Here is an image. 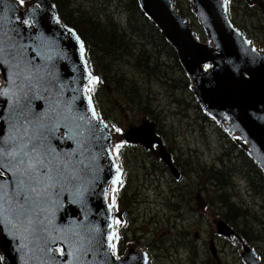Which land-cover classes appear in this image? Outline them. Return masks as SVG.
Returning <instances> with one entry per match:
<instances>
[{"label":"water","instance_id":"1","mask_svg":"<svg viewBox=\"0 0 264 264\" xmlns=\"http://www.w3.org/2000/svg\"><path fill=\"white\" fill-rule=\"evenodd\" d=\"M137 1L176 50L200 106L224 123L229 135L237 133L246 140L245 151L264 174V53H254L229 20L227 0H189L206 42L196 38L171 0ZM81 44V37L61 20L52 0L22 4L0 0V46L4 49L0 52V146L19 145L23 110L32 121L26 125L28 135L39 141L44 160L43 169L37 165L33 173L40 179L39 195L28 190L32 182L26 185L31 203L25 205L29 212L23 216L19 205L24 199L23 194L16 195L20 189L14 182L15 168L8 159H0V257L4 264H148L143 248L130 244L122 256L112 252L109 237L114 212L109 191L121 180L112 151L121 137L97 113L89 92L92 72ZM122 138L145 148L158 144L162 160L179 179L152 121L144 119L130 126ZM210 221L217 235L237 240L244 264H264L228 221L220 217ZM49 236L59 239L49 244ZM59 246L63 255L54 251ZM210 249L214 254L212 242Z\"/></svg>","mask_w":264,"mask_h":264},{"label":"rangeland","instance_id":"2","mask_svg":"<svg viewBox=\"0 0 264 264\" xmlns=\"http://www.w3.org/2000/svg\"><path fill=\"white\" fill-rule=\"evenodd\" d=\"M175 1L176 10L187 17L196 37L206 42L189 0ZM65 4L66 12L73 11L75 15L82 12L101 22L105 18L103 9L88 0H67ZM108 12L115 22L125 25L124 15L110 7ZM229 16L246 30L259 53H264V0H230ZM125 37L133 54L119 53L117 59L123 57L127 62H115L119 65L114 69L124 77L125 83L134 85L135 94L118 87L112 73L103 85L107 91H103L99 87V74L91 71L95 79L90 92L95 105L105 113L103 118L121 131L144 119L152 121L181 174L176 180L152 149L128 145L123 140L119 143L118 157L125 173L123 186L114 198L115 203L121 202L122 208L132 210V213L126 211L127 221L121 220L122 227L130 224L123 235L132 239L127 244L145 246L150 264L153 260L150 251L154 255L153 264H244L240 245L234 239L216 234L210 219L220 217L242 236L241 229L246 230L248 238H243L264 259V238L260 232L252 231L255 219L251 215L253 211L264 213V189L251 182L255 173L242 161L244 156L248 159L241 149L245 147L241 146L242 141L229 143L222 128L203 111L188 88L187 84L192 82L190 76L169 43L171 48L160 39L144 40L130 33L123 36V43ZM157 49L165 52L159 59H155L160 54L156 53ZM211 168L230 169L226 176L229 184L222 185L211 178ZM223 190L229 198L227 201L234 204L231 209L217 198ZM210 241L215 247L214 255Z\"/></svg>","mask_w":264,"mask_h":264},{"label":"trees","instance_id":"3","mask_svg":"<svg viewBox=\"0 0 264 264\" xmlns=\"http://www.w3.org/2000/svg\"><path fill=\"white\" fill-rule=\"evenodd\" d=\"M53 1L55 2L59 14L64 22L72 26L81 37L86 49V57L89 65L93 72L99 74V87L100 89L103 88V91H107V87L103 86L107 78H110L113 75L116 80L115 83L118 84V87H125L130 91L131 95L135 94L133 90L134 85L125 83L124 77L120 76L116 69H114L119 65L115 62H119L120 64H122L121 62H127L123 57L121 59H117L119 53L129 51L130 54H133L131 51V44L127 41L126 37L124 38L125 43L122 42L123 36L126 33L141 36L144 40L151 38L154 39L155 42H157V39H160L166 46H168V48H171L168 42L162 38L158 29L141 12L136 0H88L93 6L96 5L97 7L103 9V13L105 15L103 22H101V19L95 20L92 16H88L82 12H78L76 15L73 11L66 12L68 10L65 4L67 0ZM109 7L112 11L118 12L119 15L125 16L126 20L124 26L109 17ZM156 53H160L157 54L155 58L159 59L165 52H160L157 49ZM98 112L102 117L105 116V113L102 112V110L98 109ZM227 140L228 142L230 141L229 139ZM233 149L235 152V143H233ZM242 161H246L245 166H250L255 173V178H252L251 182H256V184L260 185L264 189V178L262 177L259 169L245 156ZM229 170L230 169L211 168L209 171L211 178L215 179L222 185H228L229 182L226 180V176L229 175ZM217 198L225 203L228 209L234 207L233 203L227 201L229 198L224 193V190L217 195ZM262 209H264V207ZM251 215L255 219V225L252 227V231L260 232L264 238V213L257 214L256 211H253ZM233 216H235V214ZM239 216L242 215H238V217ZM241 232L245 238H248L246 230L241 229Z\"/></svg>","mask_w":264,"mask_h":264},{"label":"snow or ice","instance_id":"4","mask_svg":"<svg viewBox=\"0 0 264 264\" xmlns=\"http://www.w3.org/2000/svg\"><path fill=\"white\" fill-rule=\"evenodd\" d=\"M21 3H24V0H21ZM81 53L84 50L83 44H81L80 47ZM4 49L2 46H0V52H3ZM27 79V78H26ZM95 78H91L90 76V82L94 80ZM91 91V89H89ZM4 95L8 94L7 89L3 91ZM19 103V101H17ZM89 104H91V100L89 99ZM95 115V113H93ZM20 120L23 121V123L20 124V131L22 135L19 137L20 143L17 146L15 143L12 145H9V147H2L0 146V159L6 158L8 159L10 166L15 168V184L19 187L20 191L16 193L17 196L23 194L24 202L19 205V214L23 216H27L29 209L25 207V205H29L31 203V198L25 191L27 183L30 181L32 182L33 186L30 188V191L33 193H36L39 195L38 191V185L40 184V179L38 175H34L33 173L37 172V165L40 166L41 169H43L44 166V160L41 158V145L38 140L34 136L28 135V128L26 125H29L32 123L31 120L28 119V117L23 113V110H20L19 113ZM117 132L121 131L119 128L116 129ZM36 140L35 143L32 141ZM120 145L117 144L116 148L117 151L119 149ZM0 167H3V164H0ZM119 174V169L117 170ZM42 175L47 176V172H42ZM119 178V175L117 176V179ZM48 179H51L49 176ZM116 181H113L115 183ZM116 190L113 189V192ZM115 203V198L113 197V204ZM28 225L30 226L32 224V220H27ZM59 238L56 236H49L47 242L49 244H55ZM111 239V237H109ZM114 247V245L112 246ZM61 255L64 254V249H57ZM2 259V257H0Z\"/></svg>","mask_w":264,"mask_h":264},{"label":"flooded vegetation","instance_id":"5","mask_svg":"<svg viewBox=\"0 0 264 264\" xmlns=\"http://www.w3.org/2000/svg\"><path fill=\"white\" fill-rule=\"evenodd\" d=\"M152 151H154L153 149H152ZM126 211L127 212H129V213H132L131 211V208H124V206H123V208H122V210H121V213H120V218L121 219H123L124 217H125V214H126ZM124 221H127L126 219H124ZM129 222H130V220H129ZM130 225V224H129ZM129 225L128 226H126V225H124V227H123V229L122 230H120V232L123 234V232L125 231H127V229H128V227H129ZM128 239H130V237H121V240H122V242L123 241H127ZM130 240H132V239H130ZM126 244V243H125ZM150 255H151V257H152V264H153V262H154V255L152 254V252L150 251Z\"/></svg>","mask_w":264,"mask_h":264},{"label":"bare ground","instance_id":"6","mask_svg":"<svg viewBox=\"0 0 264 264\" xmlns=\"http://www.w3.org/2000/svg\"><path fill=\"white\" fill-rule=\"evenodd\" d=\"M186 164V163H185Z\"/></svg>","mask_w":264,"mask_h":264}]
</instances>
